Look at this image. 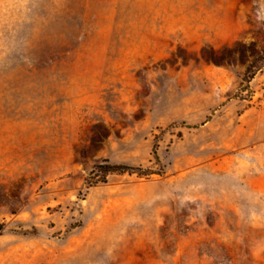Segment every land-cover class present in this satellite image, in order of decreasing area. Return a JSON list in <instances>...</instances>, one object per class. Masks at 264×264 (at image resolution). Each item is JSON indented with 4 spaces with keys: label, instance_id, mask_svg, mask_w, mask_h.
<instances>
[{
    "label": "rangeland",
    "instance_id": "374dc122",
    "mask_svg": "<svg viewBox=\"0 0 264 264\" xmlns=\"http://www.w3.org/2000/svg\"><path fill=\"white\" fill-rule=\"evenodd\" d=\"M0 264H264V0H0Z\"/></svg>",
    "mask_w": 264,
    "mask_h": 264
},
{
    "label": "trees",
    "instance_id": "16d2710c",
    "mask_svg": "<svg viewBox=\"0 0 264 264\" xmlns=\"http://www.w3.org/2000/svg\"><path fill=\"white\" fill-rule=\"evenodd\" d=\"M244 76L246 77V79L244 80L245 89H247V85L252 76L249 67L245 70ZM153 155H154L155 160L157 161L155 152H153ZM132 171L133 169L128 168L126 166L113 165V164H109L107 161H103L102 163L94 166L93 169L88 173L86 184L88 186H94L97 183H105L106 177L108 175L131 173Z\"/></svg>",
    "mask_w": 264,
    "mask_h": 264
}]
</instances>
